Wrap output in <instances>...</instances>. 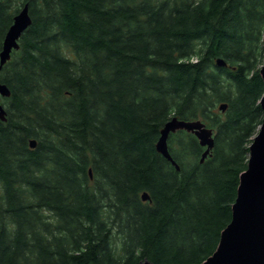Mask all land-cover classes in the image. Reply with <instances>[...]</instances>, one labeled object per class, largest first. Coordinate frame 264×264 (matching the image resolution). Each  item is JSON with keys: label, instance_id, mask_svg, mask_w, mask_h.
Segmentation results:
<instances>
[{"label": "trees", "instance_id": "trees-1", "mask_svg": "<svg viewBox=\"0 0 264 264\" xmlns=\"http://www.w3.org/2000/svg\"><path fill=\"white\" fill-rule=\"evenodd\" d=\"M27 3L0 74V264H202L263 122L264 0H1L0 52ZM172 118L213 130L204 163L184 130L179 170L158 153Z\"/></svg>", "mask_w": 264, "mask_h": 264}, {"label": "water", "instance_id": "water-1", "mask_svg": "<svg viewBox=\"0 0 264 264\" xmlns=\"http://www.w3.org/2000/svg\"><path fill=\"white\" fill-rule=\"evenodd\" d=\"M1 1V0H0ZM32 21L29 14V4H25L9 27L0 52V74L3 67L10 61L12 53L20 49L19 41L30 27ZM219 67H226V63L218 59ZM264 82V65L260 69ZM9 88L0 81V101L9 98ZM263 111V122L258 135L253 139L249 148L250 158L247 170L240 177V185L235 204L232 206V220L220 237V243L215 253L202 264H264V94L260 100ZM225 112L227 106H220ZM5 107L0 103V120H7ZM184 130L192 133L205 148L201 163H204L214 148V132L201 121L186 122L177 118L168 121L161 131L156 149L165 159L171 162L177 170L179 166L173 160L168 139L171 134ZM30 147H36V141L30 142ZM91 173V171H90ZM143 201L149 200L144 193ZM140 264H153L143 261Z\"/></svg>", "mask_w": 264, "mask_h": 264}]
</instances>
